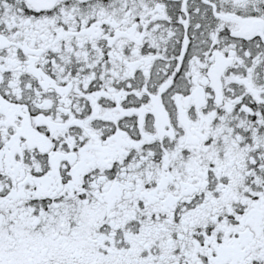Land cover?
<instances>
[{"label": "snow or ice", "instance_id": "1", "mask_svg": "<svg viewBox=\"0 0 264 264\" xmlns=\"http://www.w3.org/2000/svg\"><path fill=\"white\" fill-rule=\"evenodd\" d=\"M0 264H264V0H0Z\"/></svg>", "mask_w": 264, "mask_h": 264}]
</instances>
